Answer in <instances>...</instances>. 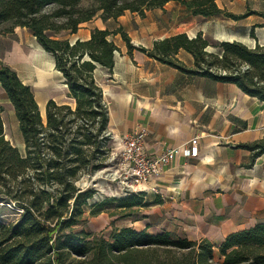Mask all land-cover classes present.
Masks as SVG:
<instances>
[{
  "label": "trees",
  "instance_id": "trees-1",
  "mask_svg": "<svg viewBox=\"0 0 264 264\" xmlns=\"http://www.w3.org/2000/svg\"><path fill=\"white\" fill-rule=\"evenodd\" d=\"M84 1L0 0V24L9 23L0 32L15 26L30 29L43 49L53 54L55 68L74 100L73 107L47 100L43 121L31 88L0 61V85L15 111L24 143L22 153L5 139L0 106V202L12 204L18 213L14 220L0 223V264H152L144 254L152 247L180 251L173 258H161L158 264H264V222L227 235L217 246L208 239L171 238L166 232L151 234L131 227L112 230L107 236L75 230L84 218V206L94 216L105 210L106 201H112L115 211L111 214L118 209L127 214V208L142 201L140 191L107 198L93 186L79 184L84 176L90 178L105 166L111 150L107 108L93 71L97 65L111 70L117 50L112 34H120L128 52L136 48L184 72L235 83L243 92L264 101V45L250 48L239 41L222 40L219 56L206 49L210 43L201 32L194 37L180 32L154 41L151 48L135 47L121 28H94L88 39L71 43L58 33H74L80 23L97 13L103 20L126 10L143 16L170 0ZM173 1L203 17L222 14L240 19L255 13L264 18V12L256 10L230 13L219 7L217 0ZM179 49L191 54V68L176 57ZM230 64L233 70L227 69ZM215 65L225 74L215 72ZM241 147L250 149L252 156L264 153V137Z\"/></svg>",
  "mask_w": 264,
  "mask_h": 264
},
{
  "label": "crops",
  "instance_id": "crops-1",
  "mask_svg": "<svg viewBox=\"0 0 264 264\" xmlns=\"http://www.w3.org/2000/svg\"><path fill=\"white\" fill-rule=\"evenodd\" d=\"M235 1V14L246 8L264 12V0ZM199 16L170 0L143 16L126 10L103 20L97 13L66 37L73 43L88 39L94 28H121L135 47L151 48L154 41L180 32L188 37L201 32L206 38L235 40L250 48L264 45V26L257 25L264 23V18L258 14L232 20L222 14L201 16L205 19L201 25L196 20ZM226 25H234V30L226 33ZM36 39L27 27L0 32V61L31 88L44 121L47 100L71 107L74 100L55 68L53 54ZM111 40L117 47L111 70L97 65L93 71L107 108L111 147L117 149L123 136L144 132L148 153L158 154L166 147H178L179 151L142 185L140 204L127 208V214L119 213L120 209L114 214L103 210L92 216L84 229L109 231V235L112 230L131 227L151 234L166 232L171 238L208 239L217 246L227 235L264 222V153L252 156L250 149L241 147L264 137V101L235 83L184 72L136 48L128 52L119 33L112 34ZM176 57L186 67L193 66L191 54L184 49H179ZM0 106L5 139L24 152L22 136L11 135L18 122L1 85ZM4 107L8 110L6 121ZM196 134L198 152L186 155L185 143Z\"/></svg>",
  "mask_w": 264,
  "mask_h": 264
},
{
  "label": "rangeland",
  "instance_id": "rangeland-1",
  "mask_svg": "<svg viewBox=\"0 0 264 264\" xmlns=\"http://www.w3.org/2000/svg\"><path fill=\"white\" fill-rule=\"evenodd\" d=\"M88 2V0L84 1V4H86ZM217 4L219 6H221L225 11H228L230 13L234 14V7H237V1L234 2V0H217ZM233 10V11H232ZM250 10L249 8H246L245 12ZM244 13V12H243ZM224 16V15H223ZM230 19V18H228ZM197 23L201 25V23L204 22V18L201 17V15L199 17H196ZM232 20V18H231ZM9 23H2L0 24V29L6 28L8 26ZM233 24V23H231ZM212 27L215 26L214 23H212L211 25ZM234 25H226L224 26V29L226 31V33H231L234 29H233ZM233 29V30H232ZM68 30L67 31H60L58 33L59 36H63L66 37L68 36ZM206 38V37H205ZM209 41V45L207 46V50L213 53H217L219 56L221 54V48L218 46L219 41L218 40H214L212 38H207ZM234 65L230 64L227 69L229 70H233ZM240 68L242 69L243 66H240ZM215 72H220L223 68L219 67L218 65H215V67H213ZM3 117L6 121V119L8 118V110L6 109V107L3 108ZM15 120V117H14ZM17 127L11 129V135L14 138V136L16 134L21 136L20 130H19V126L16 125ZM115 151H118V149H115ZM23 153V151H21ZM106 164L104 167L96 170L95 172H93V174L90 176V178H88L87 176H84L80 181L79 184L81 186H86V185H90L93 186L102 196H106L107 198H112V195H117L120 192V188H119V184L117 182V177H114L113 172H114V163L115 161L113 160H106L105 161ZM115 203L112 201H106V204H104L103 209L105 208V210H112L115 211L114 208ZM84 218L79 222V224L76 226L75 230H79V229H84V226L86 225V222L89 221V219L92 220V216L89 214L88 207L84 206ZM18 215L17 213V209L10 203H5V202H0V223H8L12 220H14L16 218V216ZM94 224H91V226L93 227ZM92 232H96V233H100L97 230H94ZM109 232V231H108ZM108 232L103 233L105 234V236L108 235ZM178 249L174 248V247H152L151 249H149V251L145 252L144 254L149 258L152 259V264H158V260H161V258H173L174 255H177ZM216 252L214 253V259L216 261L219 260V255H218V251L215 250Z\"/></svg>",
  "mask_w": 264,
  "mask_h": 264
},
{
  "label": "built area",
  "instance_id": "built-area-1",
  "mask_svg": "<svg viewBox=\"0 0 264 264\" xmlns=\"http://www.w3.org/2000/svg\"><path fill=\"white\" fill-rule=\"evenodd\" d=\"M225 74V71H220ZM109 134V133H107ZM144 132L123 136L118 144V151L111 147L107 160L115 161L113 178L117 177L120 192L117 195H127L139 192L142 185L153 175L159 173L161 166L171 161L178 153V147L167 148L158 154H150L144 146ZM184 153L195 156L198 152V136H192L185 143Z\"/></svg>",
  "mask_w": 264,
  "mask_h": 264
}]
</instances>
